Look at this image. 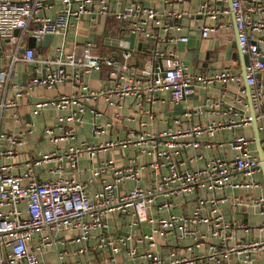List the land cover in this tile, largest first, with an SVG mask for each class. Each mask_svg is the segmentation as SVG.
Returning a JSON list of instances; mask_svg holds the SVG:
<instances>
[{"label":"built area","instance_id":"obj_1","mask_svg":"<svg viewBox=\"0 0 264 264\" xmlns=\"http://www.w3.org/2000/svg\"><path fill=\"white\" fill-rule=\"evenodd\" d=\"M51 1L52 4L47 0H0V39L4 48L6 43L12 48L8 64L0 69V157L14 158L19 148L26 145L27 135L33 133L32 124L24 121L17 111L11 117L21 124V128L16 132L2 129L3 112L18 106L24 89L50 88L66 80L80 82L82 72L96 71L104 72L113 83L99 89L80 83V90L75 93L36 103L38 109L50 105L65 113L58 116L55 128L59 132L56 133L53 127H44L43 131L53 145L50 151L26 161L25 169L20 173H14L13 162L0 163V264L5 260L8 264H44L41 256L50 252L54 253L58 264H80V260H66L64 250L57 249L58 244L65 242L56 239L54 234L62 229L77 231L80 247L74 253H85L89 248L84 243L91 231L99 230L96 246L108 249L109 264H120V254L126 256L129 264H252L253 253L264 248V240L243 239L230 244L234 241V228L243 224L228 221L221 205L230 201L235 206H253L264 213V196L254 198L247 194L230 199L224 193L226 188L251 192L264 186L256 179L258 173H264L261 167L264 166V137L260 140V156L252 154L250 139L241 134L228 143L237 151L230 160L215 156L202 167L190 169L182 158V153L188 149L197 151L202 145L209 144V139L223 128L242 129L252 123L251 116L240 113V105L247 106L244 87L240 86L227 104L226 112L230 116L226 122L211 121L206 125L196 124L173 131H142L136 136L128 134L98 144L71 143L76 139L87 105L95 104L101 98L110 102L114 97L116 107L122 108L124 98L133 95L136 105L149 104L147 111L150 113L157 93L165 90L169 92L172 110L175 104L192 95L199 84L205 88L213 83L242 85L244 79L241 75L225 68L210 74L188 72L175 52L148 49V45L139 50L120 48L103 53L98 43L92 40L85 41L79 50L69 52L63 45L56 47L53 55L39 60L34 48L27 46L28 36L39 41L44 35H63L86 15L91 19L110 16L127 35L133 33L147 41H158L160 31H168L174 22L190 14L180 9L161 12L145 4L144 0ZM187 1L171 0L182 4ZM196 1L192 17L221 18L226 28L235 27L240 52L248 57L245 82L250 89L252 108L256 121L261 122L258 130L264 134V87L257 82V74L264 71V36L252 35L254 31L264 30V21L253 20L250 16L264 9L263 0ZM51 7L52 15L41 14ZM33 23L36 26L30 28ZM173 27L176 31L181 29L180 24ZM16 29L18 34H15ZM198 30L200 36L206 38L215 31V26L203 23ZM5 39L7 41L3 42ZM175 40L186 42L188 37L176 36ZM144 48L148 50L144 51ZM140 53L147 57L142 66L139 65ZM16 61L30 65L39 63L42 74L33 76L20 88L13 79ZM9 88L12 96L7 98ZM205 106L207 104L198 105L195 112L201 113ZM91 113V131L99 136L112 124L98 121L96 108H92ZM190 113L186 111V114ZM174 121L179 123L180 120ZM202 135L206 136L205 140L201 139ZM127 146L136 149L125 165L115 166L108 157L92 168L94 176L111 170V178L90 194L85 183L64 175L66 168H76L82 153L91 160L101 151ZM143 157L146 161L139 163ZM191 160L189 158L188 162ZM46 163H52L47 173L55 175L54 178L38 177L37 168ZM145 171L153 178L149 186L142 185ZM235 173H241L243 179H232ZM127 180L134 184L122 188ZM194 192L198 194L197 203L189 214L172 212L181 197ZM218 192L222 194L218 195ZM153 208L154 214H151ZM163 211L167 214L160 215ZM115 214L126 219L129 230L125 234H108L109 219ZM259 228L264 229V223ZM37 231L41 232V237L33 248H29ZM199 247L207 252L194 255ZM163 248H167V252Z\"/></svg>","mask_w":264,"mask_h":264},{"label":"crops","instance_id":"obj_2","mask_svg":"<svg viewBox=\"0 0 264 264\" xmlns=\"http://www.w3.org/2000/svg\"><path fill=\"white\" fill-rule=\"evenodd\" d=\"M52 4L51 0H47ZM145 4L152 5L161 12H165L171 9H180L188 11L190 14L184 16L181 20L174 22L169 27L168 31H160L158 41H147L140 36H136L134 39L133 48L137 49V45L141 44L142 47L148 45V49L154 48L157 50H164L167 52H175V54L182 59L188 72L194 73H214L221 69H228L230 72L236 75H241L242 63L233 57V53L237 52V48L234 45L236 41L235 27L226 28L222 25L224 22L221 18H200L192 17L191 13L197 6L196 0H189L186 4L180 2H171V0H144ZM264 2V0H263ZM225 5H228L226 2ZM46 13L52 15L53 7L42 11L41 14ZM253 20L264 21V9L262 11H255L251 15ZM215 26V31L211 32L206 38L200 36L198 27L201 24ZM174 24H180L181 29L176 31ZM36 24H31L30 28L35 27ZM118 23L110 16L96 17L91 19L86 15L80 22L74 23L67 32L63 35H54L47 46L40 44L34 48L36 57L40 60L47 55H53L55 48L62 46L66 52L73 49L79 50L82 44L87 40H92L98 43L99 50L103 53H112L115 50L123 48V44L118 45V41H124V36L127 33H123L119 36ZM105 31H108V37L105 36ZM186 35L188 40L186 42L176 41V36ZM253 36H264V30H257L252 33ZM122 43V42H121ZM124 43V42H123ZM141 48V47H140ZM148 49L144 48V51ZM10 53L5 50L4 54L0 57V69L5 67L10 59ZM147 57L140 53L139 65H144V60ZM14 82L21 88L35 75L42 74L41 64H25L22 61H16L13 65ZM68 71H71L69 68ZM242 77V76H241ZM257 82L264 87V71H261L260 78ZM80 83L87 84L92 89H99L102 86H107L113 81L107 77L104 72H82L81 81L76 82L72 80H66L63 83L54 85L50 88L42 86H35L32 89H24L23 96L18 101V106L15 108H9L3 112L2 117V129L5 131L16 132L21 128L19 122L14 121L11 117L14 111H17L24 121L32 124L33 133L27 135V143L23 147L19 148L18 154L14 158L0 157V163L13 162L15 167L14 173H20L25 169V163L32 158H35L39 153H46L53 148V145L49 143L47 135L44 133V127H55L59 121L58 116L64 114V111H58L52 106L37 108L36 103L41 101H50L59 95L75 93L80 90ZM240 86L244 87V83L241 85L230 82L226 85H220L217 83L211 84L210 87H204L199 84L190 97H187L180 103L182 108L185 109L184 113L172 114L170 108L171 99L169 92L162 90L157 93V100L151 105V112L148 113L149 104L144 103L142 106L136 105L137 100L133 95H129L122 101V108L116 107V99L111 98V101H105L102 98L95 104H88L86 111L83 115L82 122L78 126L76 139L71 141L72 144L88 142L90 144H98L106 142L110 139L123 138L128 134L136 136L142 131H157V130H176L185 129L192 125L214 122H226L230 116L227 110V104L232 101L236 95ZM12 96V89H8L6 97ZM247 106L240 105V113L250 116V107L248 105L247 97L245 96ZM215 102L216 105L209 106L208 104ZM262 102L264 107V95L262 96ZM218 103V104H217ZM201 113L195 112V108L198 105H206ZM96 108L99 111L97 120L102 123L110 122L112 125L107 127L105 132L101 135H94L91 131L92 113L91 109ZM186 111L191 112L186 114ZM179 119V123L174 120ZM257 126L261 124L260 121H256ZM59 132L56 129V133ZM243 134L246 138L250 139L251 152L254 156H260L259 145L256 140V129L253 124L240 128H223L215 133L209 140V144L202 145L197 151L188 149L182 153V158L185 161V166L190 169H196L202 167L207 160L215 156H221L226 159H232L237 151L229 146V141L237 135ZM259 138L262 139L264 134L258 130ZM201 139L205 140L206 136L202 135ZM65 145V144H63ZM135 147H116L107 151L99 152L93 159H89L86 153H82L77 160L76 168L65 169V177L72 176L79 181L85 183L89 194L96 189L101 188L111 178V170L103 171L101 175L94 176L92 174V168L96 167L99 162L111 157L115 166H123L128 162V159L134 154ZM200 155V157L196 156ZM192 158L191 162L188 159ZM139 163L145 162L146 158H140ZM52 163L43 164L37 168V174L39 178L49 176L54 178L55 175L48 174V168ZM49 166V167H48ZM93 175V176H92ZM93 179L91 182L89 179ZM232 179H243L241 173H235L232 175ZM256 179L264 185V173H258ZM153 178L145 171L142 181L143 186L151 185ZM134 184L132 180H127L122 188L127 189ZM226 196L244 197L247 194L254 198L264 196V186L253 189L251 192L242 188H226L224 190ZM222 194L221 192L217 193ZM198 194L192 193L185 197H181L178 204L173 207L172 212L176 214H189L192 207L197 203ZM154 208L151 209V214H154ZM221 211L224 217L230 222L242 223L243 226L235 227L233 230L234 241L236 240L253 239L264 240V229L259 227L264 223V213L260 212L259 208L253 206H235L230 201L221 205ZM167 212L163 211L160 215H166ZM125 218L122 215L115 214L109 219L110 235L117 233L125 234L129 228L125 224ZM143 230H147L145 226ZM248 229V230H247ZM100 234L99 230H93L90 233L89 239L84 244L88 246V250L83 253H74L80 247V242L77 241V231L62 229L54 234L56 239H62L64 244H58L57 249L64 250L65 259L68 261H81L80 264H109L108 262V249H101L96 246L97 236ZM41 232H35L32 240L29 243V248H33L34 244L39 241ZM51 251V250H50ZM164 252H167V248H163ZM207 249L199 247L194 251L195 254L206 253ZM186 255V254H185ZM6 258V253H4ZM41 261L44 264H58L54 253L50 252L48 255L41 256ZM120 264H129V260L124 254L118 256ZM3 264H8L5 260ZM22 264V263H20ZM252 264H264V248L258 253H253Z\"/></svg>","mask_w":264,"mask_h":264},{"label":"water","instance_id":"obj_3","mask_svg":"<svg viewBox=\"0 0 264 264\" xmlns=\"http://www.w3.org/2000/svg\"><path fill=\"white\" fill-rule=\"evenodd\" d=\"M15 34H18V29L15 30ZM235 35H236V32H235ZM105 36L107 37V39H109L108 31H105ZM51 39H52V35H44L43 39L39 40V41H37L33 36H28L26 42H27L28 47L35 48L36 46H38L40 44H43V46H47ZM134 39H135V35L133 33H130L129 35L124 36V39H123L124 41H118L117 43H118V45L123 44V48L133 49ZM6 41H7V39L3 40V42H6ZM232 46H235L237 48V52L233 53V57H235L238 61H240L242 63L241 76L244 79V88L246 90V97H247L248 105L250 107L251 122H252L254 128L256 129V140H257L258 145H259V152L261 153V147H260V140L261 139L259 138V135H258V126L256 123L255 114H254L252 104H251L250 89L245 82V76H246L245 65H247V63H248V57H247V55L241 54L237 40L235 41L234 45H232ZM140 47H141V44H138L137 49L139 50ZM21 52H22V50H21ZM3 54H4V47L2 46V41L0 39V57ZM259 78H260V73L257 74V79H259ZM190 96L191 95L186 96L185 98L190 97ZM184 112H185V109L182 108V104L178 103V104H175L173 106V110L171 113L175 115V114L184 113ZM261 167H262V169H264L263 168L264 166H261Z\"/></svg>","mask_w":264,"mask_h":264},{"label":"rangeland","instance_id":"obj_4","mask_svg":"<svg viewBox=\"0 0 264 264\" xmlns=\"http://www.w3.org/2000/svg\"><path fill=\"white\" fill-rule=\"evenodd\" d=\"M5 50L8 51V52H12V48L9 44H5Z\"/></svg>","mask_w":264,"mask_h":264},{"label":"trees","instance_id":"obj_5","mask_svg":"<svg viewBox=\"0 0 264 264\" xmlns=\"http://www.w3.org/2000/svg\"><path fill=\"white\" fill-rule=\"evenodd\" d=\"M118 30H119V31H118L117 34H119V36H121L123 33H125V30L123 29V27H119Z\"/></svg>","mask_w":264,"mask_h":264}]
</instances>
